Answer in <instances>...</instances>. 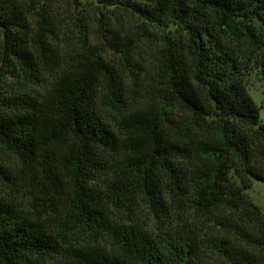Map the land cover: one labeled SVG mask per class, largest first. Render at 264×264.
I'll use <instances>...</instances> for the list:
<instances>
[{"label": "trees", "instance_id": "16d2710c", "mask_svg": "<svg viewBox=\"0 0 264 264\" xmlns=\"http://www.w3.org/2000/svg\"><path fill=\"white\" fill-rule=\"evenodd\" d=\"M37 2L0 0V152L15 163L0 159V185L40 171L38 190L64 187L70 207L60 219L0 194V264H264L248 195L264 122L247 90L264 79V0H96L161 33L148 98Z\"/></svg>", "mask_w": 264, "mask_h": 264}, {"label": "rangeland", "instance_id": "374dc122", "mask_svg": "<svg viewBox=\"0 0 264 264\" xmlns=\"http://www.w3.org/2000/svg\"><path fill=\"white\" fill-rule=\"evenodd\" d=\"M38 4H45L50 12H55L60 19L67 22V32L74 39L79 38L80 33L86 35L90 50L101 55L111 65L116 66L124 73L128 80L130 96L149 97L151 87L155 81L150 76L156 58L162 48L161 33L156 30L143 32L139 28V22L130 13L120 9H105L96 0H37ZM65 27L63 22L59 26ZM60 26V33H62ZM127 58V59H124ZM156 78V76H154ZM247 90L255 103L260 107V117L264 122V79L255 71L247 77ZM0 159L5 161L10 168L15 164L10 155L0 152ZM21 176L25 179L22 186L15 190L13 185L5 181L0 185V194L6 199H12L23 210L34 211L36 214L49 210L56 218L64 219L68 215L69 198L66 189H59L53 185H46L41 191L38 188L45 179L41 172H37L32 178V172L24 168ZM32 180L38 182L32 189L34 194H29L28 183ZM62 185V181L60 183ZM40 192L35 197V192ZM38 193V192H37ZM251 200L264 209V183L253 180L251 189L248 190ZM137 222L146 225L154 233H157V223L146 209L138 213Z\"/></svg>", "mask_w": 264, "mask_h": 264}, {"label": "water", "instance_id": "95a60500", "mask_svg": "<svg viewBox=\"0 0 264 264\" xmlns=\"http://www.w3.org/2000/svg\"><path fill=\"white\" fill-rule=\"evenodd\" d=\"M4 53H5V42H3V50H2L1 60H0V67H1V65L3 63Z\"/></svg>", "mask_w": 264, "mask_h": 264}]
</instances>
